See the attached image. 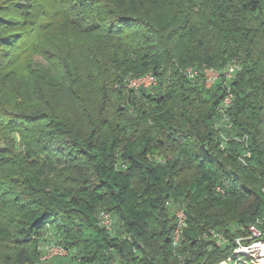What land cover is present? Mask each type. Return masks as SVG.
I'll return each instance as SVG.
<instances>
[{"label":"trees","instance_id":"obj_1","mask_svg":"<svg viewBox=\"0 0 264 264\" xmlns=\"http://www.w3.org/2000/svg\"><path fill=\"white\" fill-rule=\"evenodd\" d=\"M98 2L91 62L54 71L61 93L34 76L28 101L10 93L27 36L0 19V264L38 263L50 227L79 264H221L264 242V0Z\"/></svg>","mask_w":264,"mask_h":264},{"label":"rangeland","instance_id":"obj_2","mask_svg":"<svg viewBox=\"0 0 264 264\" xmlns=\"http://www.w3.org/2000/svg\"><path fill=\"white\" fill-rule=\"evenodd\" d=\"M98 1L0 0V8L5 9V12L0 14V19L20 22L18 27L9 25V29L2 28L1 30L3 32L14 31L13 33L25 32L27 36L14 44V46H21L26 54L18 64V77L11 83L10 93L12 95L20 94L24 101H28V85L34 76H39V79L46 83L56 85L49 92L55 89L61 93L66 84H59V80H54V71H63L66 64L72 68H83V65L91 62V54L98 47L96 39L104 37L101 24H103L105 15ZM15 35L19 37L20 34ZM81 79L80 74L75 78L77 83ZM130 80L134 79L128 81ZM82 81H85L83 84L88 85L94 83ZM255 230L256 236H253L252 229L249 228L248 232L251 233V237L259 236L258 230L256 228ZM46 236L48 244H55L60 238L53 227L49 228ZM217 240L223 244L222 237ZM263 243L256 241L248 247H243L237 240L233 243L236 247L232 250L231 256L221 264H264L262 251L256 248L255 254L250 253L253 246ZM44 263L79 264V260L76 254L72 253L69 256L50 258Z\"/></svg>","mask_w":264,"mask_h":264},{"label":"built area","instance_id":"obj_3","mask_svg":"<svg viewBox=\"0 0 264 264\" xmlns=\"http://www.w3.org/2000/svg\"><path fill=\"white\" fill-rule=\"evenodd\" d=\"M239 70H240V66L236 62L228 64L223 70V72H219L216 70H205L204 71L205 87L207 88L211 87L213 84H215L220 79L221 75L225 80H231ZM184 74L190 79L197 76L196 71L190 68L186 69L184 71ZM155 85H156L155 78L152 75L148 74L141 78L128 81L127 87L129 89L136 90L138 88L150 89L151 87ZM231 97H232L231 93L227 89V95L225 96L223 100V104L225 106H228L230 104ZM174 216L176 220V228L172 236V246L175 247L179 243L181 230L185 226V216H184L183 211L178 208L174 209ZM99 224L101 227L105 228L107 231H110L112 229V220L108 214L100 215ZM250 228L252 229L251 232L253 236H256V233H254V231H256L255 228L253 227H250ZM257 234L260 235L259 232H257ZM214 237L218 239L217 235H215ZM262 245L264 246V243ZM39 250L41 252V256L39 258L38 263H35V264H42L43 262L47 261L50 258L67 256V251L62 246H60L59 244H53V243L48 244L46 241L40 244Z\"/></svg>","mask_w":264,"mask_h":264},{"label":"bare ground","instance_id":"obj_4","mask_svg":"<svg viewBox=\"0 0 264 264\" xmlns=\"http://www.w3.org/2000/svg\"><path fill=\"white\" fill-rule=\"evenodd\" d=\"M256 248H258V251H262V254L264 255V246L261 245V244H258V245L253 246L252 249H251V251H250V253L253 252L252 254H255V252H257V251H255Z\"/></svg>","mask_w":264,"mask_h":264}]
</instances>
